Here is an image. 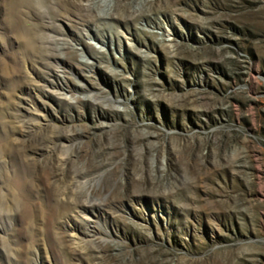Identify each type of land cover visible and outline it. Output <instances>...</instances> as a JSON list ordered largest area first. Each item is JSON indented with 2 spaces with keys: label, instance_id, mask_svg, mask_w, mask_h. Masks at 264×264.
<instances>
[{
  "label": "rangeland",
  "instance_id": "1",
  "mask_svg": "<svg viewBox=\"0 0 264 264\" xmlns=\"http://www.w3.org/2000/svg\"><path fill=\"white\" fill-rule=\"evenodd\" d=\"M0 264H264V0H0Z\"/></svg>",
  "mask_w": 264,
  "mask_h": 264
}]
</instances>
